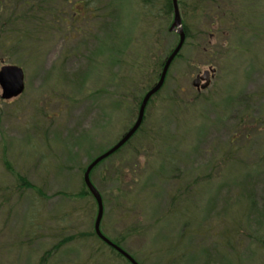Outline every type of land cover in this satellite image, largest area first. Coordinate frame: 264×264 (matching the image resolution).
Returning <instances> with one entry per match:
<instances>
[{"label": "rangeland", "instance_id": "1", "mask_svg": "<svg viewBox=\"0 0 264 264\" xmlns=\"http://www.w3.org/2000/svg\"><path fill=\"white\" fill-rule=\"evenodd\" d=\"M87 1L77 28L44 14L0 28V66L25 81L20 98H0V264H127L93 237L83 170L133 123L178 37L165 0L151 13ZM230 1L186 0V42L140 132L90 176L103 236L140 264H264V0Z\"/></svg>", "mask_w": 264, "mask_h": 264}, {"label": "water", "instance_id": "2", "mask_svg": "<svg viewBox=\"0 0 264 264\" xmlns=\"http://www.w3.org/2000/svg\"><path fill=\"white\" fill-rule=\"evenodd\" d=\"M172 7H173V21L168 30L170 32H174L178 36V43L175 48L171 51L168 57L164 61L163 68L160 72V76L157 82L147 91V93L142 97V101L138 107V112L134 124L126 131V133L115 143V146L109 149L108 151L104 152L103 155L99 156L98 158L94 159L87 167L86 171L83 174V181L88 190V192L93 197L95 203H97V217L95 220V227L94 232L97 237H99L107 246L112 247L119 255L121 254L123 258L127 259L130 264H138L134 258L130 257L123 249L114 245L111 241L107 240L104 236H102L100 232V221L103 216V202L101 201L100 193L96 190V188L92 185L91 180H89V174L93 170V167L103 161L108 156L112 155L117 151L119 148L124 146L126 141H128L131 137H133L137 131V129L142 124V120L145 113V108L147 103L151 99L153 95L158 93V91L162 88V85L166 78V73L168 71L170 63L177 57L181 47L185 42V34L184 29L182 28V20L180 18L179 7H177V0H172ZM214 77V71H203L201 75H197L193 80L191 85L195 87L197 90L206 89L208 86V81L210 77ZM24 73L23 70H20L16 66L10 67H2L0 69V87H1V98L5 101H9L13 98H17L22 95L24 90ZM203 82V83H202ZM202 83V84H201Z\"/></svg>", "mask_w": 264, "mask_h": 264}, {"label": "trees", "instance_id": "3", "mask_svg": "<svg viewBox=\"0 0 264 264\" xmlns=\"http://www.w3.org/2000/svg\"><path fill=\"white\" fill-rule=\"evenodd\" d=\"M24 3H23V8L25 9V10H27V12L26 13H24V14H21L20 15V17L19 18H17V17H13L12 19H11V23H13V25H15V24H17V23H19V22H27V23H30V22H38L39 20H41L40 19V15L41 14H44L43 16H52L53 18H52V21L53 22H55L56 23V19L54 18L55 17V15H56V13H52V12H46V13H40V15H32V13H38V12H36L35 10H37V9H41V7L43 6H45V5H47V3H48V7H52V5H53V3H54V1H52V0H25V1H23ZM47 2V3H46ZM70 2H71V0H60V2H59V6L62 8L59 12H60V22H61V20H62V23H65V26L66 27H69V28H74V27H76L77 26V24L78 25H80L81 23L82 24H86L87 23V21L86 22H74V20H73V15H74V12L71 10V4H70ZM157 2H158V0H140V5H141V8H149V12L151 13L152 12V10H154V7H155V5L157 4ZM185 2H186V0H177V4H178V7H179V10H180V16L182 17V8L183 7H185ZM191 2H192V4H194L193 5V10H198V9H200V4H205V3H209V2H211V0H191ZM26 3H28V4H30V7H28L27 5H26ZM49 3H50V6H49ZM68 5V6H67ZM66 6V7H65ZM65 7V8H64ZM163 17H168L169 16V18H171L170 19V21H169V23H168V25L166 26V30L168 29V27H169V25L171 24V22H172V13H173V7H172V1L171 0H165V3H164V5H163ZM68 9L69 11H70V14L69 13H64V9ZM20 10H22V8H19ZM28 10L30 11V12H28ZM144 10V9H143ZM192 10V11H193ZM149 15V18L151 19V18H155L156 17V15L154 16V17H152V15H150V14H148ZM15 18V19H14ZM152 21V20H151ZM66 22L68 23V24H66ZM182 25H183V29H184V32H185V36H186V38H187V36H188V29H186V26L184 25V23H183V19H182ZM185 38V39H186ZM176 39H177V37H176ZM177 43V42H176ZM179 56H180V54H179ZM179 56L176 58V59H178L179 58ZM175 59V60H176ZM162 66V65H161ZM161 68V67H160ZM168 75V74H167ZM169 76V75H168ZM167 76V77H168ZM149 89V88H148ZM147 89V90H148ZM147 92V91H146ZM158 94H159V92H158ZM158 94L157 95H155V96H153L152 97V99L154 98V97H157L158 96ZM142 98V97H141ZM140 98V101L142 100ZM152 99L149 101V103L152 101ZM139 101V102H140ZM139 104V103H138ZM142 128V127H141ZM141 128L137 131V133H139L140 132V130H141ZM129 143V142H128ZM128 143H126V144H128ZM120 151V150H119ZM118 151V152H119ZM96 167H98V166H96ZM95 170V168H93V171ZM85 171V168H84V170H83V172ZM93 171L91 172V174H90V176L93 174ZM14 175V174H13ZM15 176H17V178H18V180L22 183V185L24 186V187H27L28 189H31V190H33V192H35L36 194H39L40 196H43L44 197V195L41 193V190H40V188H36L35 186H33L32 184H30V183H28L27 181H25L24 180V178H22V177H20L19 176V174H15ZM83 195H88L89 197H91L90 196V194H89V192H87V190H86V188H85V185H84V183H83V191L79 194V196H81V197H83ZM52 251H53V248H52ZM52 251H49V252H47V254L49 255V254H52L51 252ZM114 252V251H113ZM115 253V252H114ZM115 255L116 256H118V258H122L121 256H119L117 253H115ZM124 259V258H123ZM124 261L127 263V264H129L125 259H124ZM140 264V263H139Z\"/></svg>", "mask_w": 264, "mask_h": 264}, {"label": "flooded vegetation", "instance_id": "4", "mask_svg": "<svg viewBox=\"0 0 264 264\" xmlns=\"http://www.w3.org/2000/svg\"><path fill=\"white\" fill-rule=\"evenodd\" d=\"M23 1L25 0H0V28H8V26H13L11 25V18L12 17H19L21 14H24L27 12V10H25L23 8ZM228 3H224V5H229L228 8L229 10L231 9L230 6H233L232 2L230 0H227ZM55 5L52 6L51 12L56 13V16L54 17L56 20H60V10L62 9L59 6V2L56 0V2L54 3ZM26 5L28 7H30V4L26 3ZM88 1L87 0H76L75 3H73L71 5V10L74 12L73 15V20L74 22H86L87 21V17H86V13L87 11L85 10L86 8H88ZM19 8H22V10H20ZM222 9L224 10V7L220 5V3H218V16L220 18V21L223 19V14H222ZM48 10V8H43L41 7V9H37L35 10L36 12H38L37 14L40 15V13H46ZM28 12H30L28 10ZM85 13V14H84ZM11 15V16H10ZM11 17V18H10ZM42 16H40L39 23L43 22V18H41ZM4 18V22L2 23V19ZM43 25V24H42ZM40 25V26H42Z\"/></svg>", "mask_w": 264, "mask_h": 264}]
</instances>
